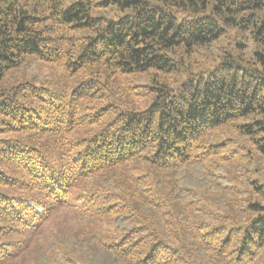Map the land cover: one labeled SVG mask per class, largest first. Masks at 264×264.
I'll return each mask as SVG.
<instances>
[{"label":"trees","instance_id":"obj_1","mask_svg":"<svg viewBox=\"0 0 264 264\" xmlns=\"http://www.w3.org/2000/svg\"><path fill=\"white\" fill-rule=\"evenodd\" d=\"M0 264H264V0H0Z\"/></svg>","mask_w":264,"mask_h":264},{"label":"rangeland","instance_id":"obj_2","mask_svg":"<svg viewBox=\"0 0 264 264\" xmlns=\"http://www.w3.org/2000/svg\"><path fill=\"white\" fill-rule=\"evenodd\" d=\"M37 211L39 213L42 212V210L40 208H37ZM62 219H68L67 221L73 225L74 227L77 226V221H76V217L73 213V211L71 209H69L68 207H63L59 210V212H57L56 214H54V216L52 217V219L48 220L47 222V226L46 229L50 230V228L55 225L56 222H58L57 220H62Z\"/></svg>","mask_w":264,"mask_h":264}]
</instances>
